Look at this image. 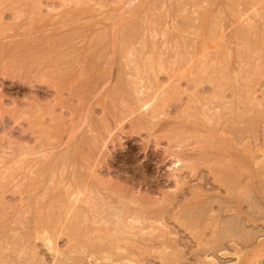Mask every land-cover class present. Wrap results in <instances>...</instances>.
<instances>
[{"label": "rangeland", "instance_id": "1", "mask_svg": "<svg viewBox=\"0 0 264 264\" xmlns=\"http://www.w3.org/2000/svg\"><path fill=\"white\" fill-rule=\"evenodd\" d=\"M263 66L264 0H0V264H264Z\"/></svg>", "mask_w": 264, "mask_h": 264}, {"label": "bare ground", "instance_id": "2", "mask_svg": "<svg viewBox=\"0 0 264 264\" xmlns=\"http://www.w3.org/2000/svg\"><path fill=\"white\" fill-rule=\"evenodd\" d=\"M238 6H239V5H238ZM174 21H175V20H174ZM241 24H242V23H241ZM188 25H189V24H188ZM65 36H66V35H65ZM235 39H236V38H235ZM122 45H123V44H122ZM166 50H167V49H166ZM48 57H49V56H48ZM140 59H141V58H140ZM131 62H132V61H131ZM221 64H222V63H221ZM216 66H217V65H216ZM263 67H264V66H263ZM50 69H51V68H50ZM138 71H139V70H138ZM201 77H202V76H201ZM217 79H218V78H217ZM249 80H250V79H249ZM206 81H207V80H206ZM219 89H220V88H219ZM124 90H125V89H124ZM152 98H153V97H152ZM154 98H155V97H154ZM154 98H153V100L156 99V98H155V99H154ZM146 100H147V99H146ZM150 100H151V99H150ZM153 100H152L151 102H153V103H158V102H155L156 100H155V101H153ZM159 101H160V100H159ZM139 102H140V101H139ZM149 102H150V101L147 100L145 103L143 102L142 105H143V106H144V105H147V106H148ZM151 102H150V103H151ZM146 103H148V104H146ZM151 104H152V103H151ZM161 104H162V103H161ZM140 105H141V104H140ZM142 105H141V106H142ZM147 106H144V107H147ZM151 106H152V107H147V108H146V110H145V115H144L145 117H147V118L150 119V120L156 118V116L158 115V114H156V113H157L156 111H157L158 105H157V108H156V106H155L154 104L151 105ZM141 108H142V107H141ZM160 108H161V107H159V109H160ZM158 113H159V111H158ZM142 116H143V115H142ZM103 119H104V118H103ZM150 120H149V121H150ZM44 134H45V133H44ZM67 187H68V186H67ZM78 192H79V191H78ZM42 194H43V193H42ZM79 194H80V192H79ZM81 195H82V193H81ZM81 195H79V196H81ZM114 195H115V194H114ZM79 196H78V197H79ZM75 197H77V196H75V194H74V198H75ZM83 197H84V196H83ZM78 199H79V198H78ZM78 199H76V200L78 201ZM84 200H85V199H84ZM146 202H147V201H146ZM157 205H158V204H157ZM51 207H52V206H51ZM145 209H146V208H145ZM118 211H119V210H117V211H115V210L113 211V210H112L113 213H114V212L117 213V217H118V218H115V219H114L113 217H111L112 220L114 219V221H115V222L112 221V223L114 222V223H113V226L115 225L114 228H113V227H112V228L115 229V231H116V230L118 231V228H120L119 226H121V225L123 226V225H124V226H123L124 228L122 229V226H121V229L124 230V231H126V230L128 229V228H127V227H128V226H127L128 223H127V224L125 223L126 225H125L124 223L122 224V222H124L125 219H124L123 217H121V218L123 219V221H122V220L119 218L121 215L119 216L120 213L118 214ZM109 213H110V212H107V214H109ZM113 213H112V215L114 216ZM116 213H115V214H116ZM143 213H144V212H143ZM80 215H81V214H80ZM115 216H116V215H115ZM81 217H83V216H81ZM86 217H87V216H86ZM86 217H85V215H84L83 219L86 218ZM87 218H88V217H87ZM102 218H103V219H106V218H104V216H103ZM76 219H77V218H76ZM81 219H82V218H81ZM119 219H120L121 221H119ZM107 220H108V219H107ZM73 221H74V220H73ZM77 221H78V220H77ZM77 221H75V222H77ZM86 221H87V219H86ZM160 221H161V220H160ZM94 222H95V221H94ZM110 222H111V221H110ZM116 222H117V224H119V225H117ZM118 222H120V223H118ZM125 222H126V221H125ZM128 222H129V221H128ZM77 223H78V222H77ZM73 225H74V224H73ZM116 225H117V226H116ZM75 226H76V225H75ZM111 226H112V225H111ZM126 226H127V227H126ZM84 227H85V226H84ZM129 227H130V226H129ZM93 228H94V227H93ZM93 228H92V229H93ZM112 228H111V231H113ZM116 228H117V229H116ZM125 228H127V229H125ZM74 229H75V228H74ZM94 229H95V228H94ZM77 230H78V227H77ZM122 230H120L119 235H118V232H117V231H116V232H117V235L114 234L115 232L113 233V232H111V231H110L111 233H110V232H109V233L106 232V235L110 234L111 237H112V241H113V240H116V241H117V239L114 238V237H115V236H119V237H121V236H120V235H121V232H122V234L125 233V232H123ZM74 231H75V230H74ZM78 231H80V230H78ZM86 231H87V229H86ZM76 232H77V231H76ZM76 232H74V234H76ZM101 232H102V231H101ZM126 232H127V231H126ZM107 233H108V234H107ZM112 233H113L114 235H113ZM132 233H133V232H132ZM130 234H131V233H130ZM104 235H105V234H104ZM106 235H105V236H106ZM112 235H113L114 237H113ZM89 237H90V236H89ZM99 237H100V235L98 236V238H99ZM108 237L111 238L110 236H107V237H105L104 240H106V238H108ZM49 238H50V237H45V240L47 241L48 246L52 248V244H51V245L49 244V242L51 243V241H50ZM113 238H114V239H113ZM122 238H124L123 235H122V237L120 238V240H121ZM125 238H126V236H125ZM125 238H124V239H125ZM99 239H100V238H99ZM100 240H101V239H100ZM116 241H115V242H116ZM118 241H119V240H118ZM118 241H117V242H118ZM122 241H123V239H122ZM81 242H82V241H81ZM109 242H111V241H109ZM163 255H164V254H163ZM95 258H96V257H95Z\"/></svg>", "mask_w": 264, "mask_h": 264}]
</instances>
